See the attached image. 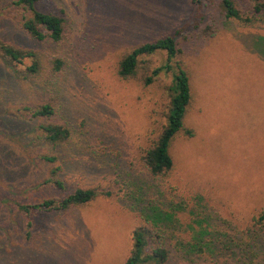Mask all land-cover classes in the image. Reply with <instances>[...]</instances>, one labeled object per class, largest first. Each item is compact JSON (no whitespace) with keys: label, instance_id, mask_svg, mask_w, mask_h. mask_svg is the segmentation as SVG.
<instances>
[{"label":"rangeland","instance_id":"obj_1","mask_svg":"<svg viewBox=\"0 0 264 264\" xmlns=\"http://www.w3.org/2000/svg\"><path fill=\"white\" fill-rule=\"evenodd\" d=\"M11 1L0 0L8 10L0 37L44 49L12 18ZM220 1L202 0L199 9L195 0H44L42 9L68 17L60 85L18 81L0 59V264H124L144 211L156 207L169 264H264V230L253 223L264 211V17L226 18ZM236 2L249 12V0ZM170 35L180 50L172 63L190 75L185 122L194 135L175 138L172 171L155 177L142 157L166 123L174 71L144 78L168 53L141 56L133 78L118 69L126 52ZM52 97L72 130L55 150L67 162L64 189L38 186L50 165L35 152L52 150L37 139L38 123L19 115ZM78 187L112 195L29 217L17 209ZM203 231L211 245L185 253L180 242L188 250Z\"/></svg>","mask_w":264,"mask_h":264},{"label":"trees","instance_id":"obj_2","mask_svg":"<svg viewBox=\"0 0 264 264\" xmlns=\"http://www.w3.org/2000/svg\"><path fill=\"white\" fill-rule=\"evenodd\" d=\"M43 2L44 0H12L6 7L12 11V18L17 19L33 39L44 45V49L26 48L0 37V59L13 69L14 77L18 81H27L32 86L42 84L47 86V89L53 88L54 91L60 85L66 64L62 44L66 37L65 27L68 17L65 11L54 13L42 9ZM249 2L251 3L249 12L241 9L236 0H221L220 6L226 18L245 23L252 22L255 15L264 17V0H249ZM195 4L199 9L203 6L202 0H195ZM7 11L5 7L0 8V22L5 18ZM157 50H166L168 60L163 66L156 68L153 74L145 77V83H152L161 71L173 70L174 78L170 87L171 97L166 123L159 129L152 145L142 158L148 171L155 177H161L167 176L174 167L171 146L175 138L182 132L188 136L194 135V130L185 122L193 102L190 75L181 61H176L175 65L172 63L180 52L175 37L170 35L159 38L126 52L120 60L118 74L122 78L136 77L139 72L140 57L153 54ZM54 101L52 97L34 105H23L19 108V115L38 123L37 139L42 146L45 145L52 150L35 152L37 160L50 165L49 173L38 186L64 189L66 184L62 173L67 162L55 150L69 144L72 130L67 122L57 119L59 107ZM111 195V191L99 187H78L64 198L50 197L33 204L18 203L17 209L25 217H29L41 211H68L73 207L87 205L99 197ZM149 209L146 208L144 211L145 215L150 217L146 219V224L133 231L134 246L124 264H169L170 262L172 252L159 227V221L164 216L158 212L157 207L152 211ZM28 223L30 226L32 221L29 220ZM253 223L256 228L264 230V211L253 219ZM171 225L173 227L174 223L168 224V227ZM207 235L203 231L194 242H186L188 250L181 242L180 245L185 249V253L194 255L195 250L199 253L205 252V246L211 245L205 242Z\"/></svg>","mask_w":264,"mask_h":264}]
</instances>
